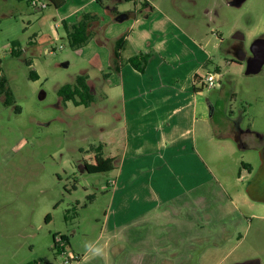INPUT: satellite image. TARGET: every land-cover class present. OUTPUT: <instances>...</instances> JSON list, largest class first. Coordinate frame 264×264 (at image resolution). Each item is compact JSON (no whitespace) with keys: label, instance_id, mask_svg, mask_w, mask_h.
<instances>
[{"label":"rangeland","instance_id":"374dc122","mask_svg":"<svg viewBox=\"0 0 264 264\" xmlns=\"http://www.w3.org/2000/svg\"><path fill=\"white\" fill-rule=\"evenodd\" d=\"M154 2L181 28H197L194 31L203 49L197 46L195 52L206 64L199 75L212 72L217 77L215 87H203L208 118L196 122L190 152L193 150L205 167L203 193L207 201L198 207L199 220L211 230L220 225V232L208 236L206 231V236L199 239L188 238L179 253L195 254L189 264H264V199L258 198L254 193L258 189L252 192L249 184L257 183L264 189L263 147L259 141L240 140L235 132L239 125L264 135V66L256 74L246 73L252 43L264 37V0H238L234 4L227 0ZM135 3L124 1L120 8L122 12H136ZM75 5L76 0H67L68 10ZM60 14L62 11L53 4L39 9L27 0H0L2 72L16 99L15 104L7 106L0 96V264H101L100 259L83 260L82 244L97 239L103 243L108 238L105 228L108 219L113 222L112 193L117 183L115 172L96 169L104 159H114L97 147L108 141V152L117 153L128 138L132 141L137 134H148L153 139L155 134L153 130L137 131L132 123L117 120V113L125 116L126 111L120 105L124 88L117 85L115 77L103 81L104 90L101 87V68L108 66L106 62L111 66L115 41L122 36H114L120 32L118 23L107 25L103 47L97 42L88 43L78 52L69 46L63 27L56 25ZM137 16L143 18L141 13ZM135 19L124 21L119 29L126 30ZM152 21L153 17L150 22L141 19L132 34L138 36L149 29L154 42L160 36L154 29L161 23ZM99 25L95 24L94 29L99 30ZM177 32L172 27L165 38L169 40V60L180 63L188 59ZM13 40L20 41L21 56L11 54ZM94 49L103 57V65L91 62ZM150 50L154 53L156 49ZM26 59H33L32 69L40 71L37 80L29 78L31 68ZM218 65L220 71L216 70ZM87 68L97 84L96 101L90 106L64 103L58 88L73 82ZM169 72H173L171 68ZM177 74L185 72L179 70ZM102 91H107V100ZM161 94L155 93L159 102L163 101ZM208 101L215 105L211 115ZM130 109L128 105V113ZM150 142L144 141L141 148L150 149ZM244 163L251 164L252 170ZM151 212L153 218L147 212L141 223L130 227V234L141 239L152 234L163 240L192 236L189 220L193 213L185 217L188 222L182 213H169L163 218L158 209ZM54 234L69 237L62 254L56 250ZM127 245V251L119 245L109 248L106 264L152 262L153 255L139 254L133 243Z\"/></svg>","mask_w":264,"mask_h":264},{"label":"crops","instance_id":"0c3cea01","mask_svg":"<svg viewBox=\"0 0 264 264\" xmlns=\"http://www.w3.org/2000/svg\"><path fill=\"white\" fill-rule=\"evenodd\" d=\"M76 1L77 5L70 10L67 9V0H64L62 6L55 7L56 10L62 11L60 19H56L57 27L62 26L63 20L68 23L76 22L82 12L99 13L101 20L95 24L99 23L100 29H94V24L93 29L96 35L89 44L97 42L98 47H103L106 43L107 32H109L106 30L107 25L111 22L118 23V30L121 34H115L113 31L114 36L126 35L121 51L122 70L120 73L112 72L109 63L106 62L108 66L101 68V87L103 88V81L106 83L115 77L117 85H122L124 88L120 105H124V111H126V115L124 114L126 117L117 113V120L123 119L126 123H132L131 127L137 131H155L153 139L148 134L147 136L137 134L138 137L133 136L132 141V138H128L127 141H123L124 145L121 146L123 148H120L117 153H112L111 150L108 152L110 149L108 141L103 144L106 157L114 158V168L110 172H115L117 185L112 193L111 211H115L112 216L113 222L108 219L105 228L109 235L103 241L106 243V255L100 259L101 264L108 263L109 248L113 249L114 246L119 245L124 251H127V243H133L135 245L133 249L139 254L143 252L144 255H153L154 258L150 264H189L194 260L195 254L185 256L179 253L184 249L182 242L188 241V238L199 239L206 236V231H208V236L214 232H220V225L214 226L211 230L199 220L198 207H203L207 201V197L203 193L205 167L195 155L196 153L193 150L190 152L195 139L196 122L199 118L202 120L208 118L207 106L201 94L204 89L195 83V76L201 74L202 69L206 68L204 60L197 57L195 52L197 46L203 49V45L199 43L195 33L197 30L194 31L197 28L191 27L189 30L181 28L169 13L160 9L154 0H146L147 4L142 3L145 0H138L135 3L138 4L135 8L136 12L132 10L122 12L120 4L126 0H107L103 6L97 0ZM112 10H117L119 14L125 13L127 16L120 21L112 14ZM154 10H158V14H155ZM138 13H141L143 18H139ZM132 17H136L135 21L131 23L132 26L127 25L126 30H120L119 26H124L123 22ZM152 17V22L166 23L162 28H160V24L156 27L157 29H154L160 32L157 40L154 42L151 40L149 29L138 36L132 34L141 19L150 22ZM172 27H176L177 33H179L178 39L185 51L186 60L188 59L184 60L185 62L181 60L179 63V61L175 62L168 58L170 47L169 40L165 37ZM85 47L87 46L76 51L81 52ZM150 49L156 50L153 53ZM140 52H151L152 54L144 73L128 64V60ZM90 60L99 66L100 63L103 65L105 62L103 57L96 55L95 49L90 53ZM183 67L186 68L182 70ZM169 68L173 71L172 73L169 72ZM179 70L185 74L178 76L177 71ZM81 73L89 75L88 82L96 94L95 86L97 84L93 81L89 68L82 70ZM105 73H110L107 78L104 77ZM38 74L40 75V71ZM159 91L162 93V98H160L163 100L162 102L156 99L155 93ZM102 92L103 98L107 100V91ZM208 102L210 109V105L214 104L211 101ZM128 105L131 107L130 113L127 110ZM258 133L261 134V132ZM147 140L152 141L149 145L150 149H142L144 141ZM188 162L192 164L190 165ZM152 209H158L163 218H166L169 213H182L185 221H188L185 217L190 212L193 213L189 220L193 226L192 236L184 235L178 240L173 238L163 240L152 234L150 237L148 236L149 238L144 239L130 234L132 233L129 230L130 227L141 223L147 212L150 213V218H153ZM132 212L137 214L133 216ZM126 213L128 215L124 216L123 214ZM125 219L127 220L125 221ZM136 242L138 244H135Z\"/></svg>","mask_w":264,"mask_h":264},{"label":"trees","instance_id":"16d2710c","mask_svg":"<svg viewBox=\"0 0 264 264\" xmlns=\"http://www.w3.org/2000/svg\"><path fill=\"white\" fill-rule=\"evenodd\" d=\"M30 5H32V0H27ZM102 6L105 4L107 0H97ZM126 1H138V0H126ZM47 5L53 4L55 7H60L64 4V0H48ZM143 4H147L146 0ZM33 6V5H32ZM36 8V7H35ZM112 14L117 17L119 12L117 10H112ZM101 20V15L96 12L85 11L82 12L78 18V20L74 23H68L66 20L62 21V27L66 32L67 40L69 46L73 50L80 49L87 45L91 39L96 35V32L93 29L95 23ZM126 35H122L115 41V47L113 51L112 63L110 69L112 72L120 73L122 70L123 62H122V47L125 42ZM12 49L11 54L14 56H21L23 53V48L19 40L12 41ZM151 52H140L135 56L131 57L128 60V64L131 67L138 70L139 72H146L149 60L151 58ZM26 64L31 68L29 72V78L32 80H37L39 78L38 71L36 69H32L33 59H26ZM217 71H220V66L216 67ZM110 73H105L104 77H108ZM89 75L87 73L78 74L75 77L73 82H68L61 85L58 88V94L61 97L64 103L68 101H72L75 105H85L90 106L96 101V94L91 88L89 82ZM0 96L4 97V104L9 106L13 105L16 102L15 95L11 87L9 86V81L6 75L2 72V59L0 58ZM16 110L21 111L20 106H16ZM103 145H99L97 147L98 151L102 150ZM114 159L108 158L104 159L102 165L97 166L96 169L99 171H111L113 166ZM244 166L247 168H251V164L244 163ZM50 221V215L47 218ZM58 234H54L55 247L59 254L65 252L66 245L70 243L69 237L66 234H61L60 236L63 239V245H60L57 241ZM25 264H33V262H27Z\"/></svg>","mask_w":264,"mask_h":264},{"label":"water","instance_id":"95a60500","mask_svg":"<svg viewBox=\"0 0 264 264\" xmlns=\"http://www.w3.org/2000/svg\"><path fill=\"white\" fill-rule=\"evenodd\" d=\"M125 13L118 14L117 18L122 21L126 18ZM241 37V35L239 36ZM252 55L247 60V74H256L261 71L264 66V37H259L251 45ZM214 110V105H210V115ZM240 141V140H239ZM262 199V198H260ZM254 262V261H251ZM251 262L236 263V264H250Z\"/></svg>","mask_w":264,"mask_h":264},{"label":"flooded vegetation","instance_id":"af4514ba","mask_svg":"<svg viewBox=\"0 0 264 264\" xmlns=\"http://www.w3.org/2000/svg\"><path fill=\"white\" fill-rule=\"evenodd\" d=\"M228 2L230 1V4H234V3H236L238 0H227ZM240 1V0H239ZM241 35V34H240ZM239 35V36H240ZM242 36V35H241ZM221 39V38H220ZM222 41H223V38H222ZM233 112V111H232ZM241 121H243V120H241ZM234 122H236V121H234ZM236 128L237 129H235V132H236V135L237 134H239L240 136H239V139L241 140V139H245V141H248V140H250V141H259V145H261L262 147H263V151H262V156H263V159H264V135L261 133H258V132H256V131H253V130H245V129H242L239 125L237 126L236 125ZM250 169V171L252 170V165H251V168H249ZM249 184H250V189H251V191L252 192H254V188L256 187L258 190L256 191V192H254V193H257V196H258V198H262V199H264V189L263 188H261V185L258 187V184L257 183H255V184H253V182H249ZM260 191V193H258ZM262 194H263V197H261L262 196Z\"/></svg>","mask_w":264,"mask_h":264},{"label":"clouds","instance_id":"9594fccd","mask_svg":"<svg viewBox=\"0 0 264 264\" xmlns=\"http://www.w3.org/2000/svg\"><path fill=\"white\" fill-rule=\"evenodd\" d=\"M84 249L83 260L88 262L94 259H103L106 255V243H102L99 239L92 241H84L82 244Z\"/></svg>","mask_w":264,"mask_h":264},{"label":"built area","instance_id":"2783aa9c","mask_svg":"<svg viewBox=\"0 0 264 264\" xmlns=\"http://www.w3.org/2000/svg\"><path fill=\"white\" fill-rule=\"evenodd\" d=\"M33 7L43 9L47 7V3L43 0H32ZM63 46H61L62 48ZM54 51V50H53ZM195 83L199 84L201 87L207 86L208 88H213L217 84V77L212 72H207L205 75H197ZM63 239L60 235L57 236V241L61 242ZM63 242V241H62Z\"/></svg>","mask_w":264,"mask_h":264}]
</instances>
